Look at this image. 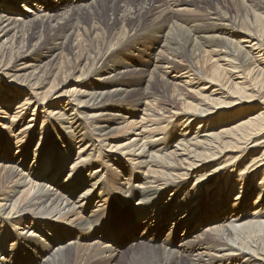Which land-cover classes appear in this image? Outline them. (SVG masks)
<instances>
[{"label":"bare ground","instance_id":"obj_1","mask_svg":"<svg viewBox=\"0 0 264 264\" xmlns=\"http://www.w3.org/2000/svg\"><path fill=\"white\" fill-rule=\"evenodd\" d=\"M61 1L0 0V37L13 30L0 43V95L6 79L26 95L12 113L0 101L17 147L0 141V264H97L124 253L130 231L146 264H264V0L231 12L220 0H96L103 15L91 24L74 8L56 26ZM193 5L205 11L173 10ZM157 41L165 49L142 58ZM53 49L54 70L55 59L21 62ZM67 72L75 84L50 97ZM228 106L246 111L216 118ZM245 158L239 175L225 172ZM210 185L212 199H200ZM228 190H238L229 207ZM102 219L106 242L89 229Z\"/></svg>","mask_w":264,"mask_h":264},{"label":"rangeland","instance_id":"obj_2","mask_svg":"<svg viewBox=\"0 0 264 264\" xmlns=\"http://www.w3.org/2000/svg\"><path fill=\"white\" fill-rule=\"evenodd\" d=\"M128 0H122V1H119L118 2V4L120 5V6H123V5H125V4H127L128 2H127ZM52 3H55V2H53V1H51ZM113 2H115V1H113ZM21 1H18V5L21 7ZM231 3L233 4V6L236 8V9H239L240 8V2H239V0H220L219 1V3H218V5H216V7L217 8H219V9H221V10H226L227 9V11L228 12H231V11H229V8H228V6L229 5H231ZM56 5H57V3H55ZM226 4V5H225ZM215 6V5H214ZM74 8H80V10L78 11V13H79V15H81V16H89V18L91 19L90 21H88V23L89 24H91V22L94 20L93 18H98V17H100L101 15H103V13H102V11H101V9H100V7L98 6V4L96 3V0H62L61 1V3H59V7H55L54 9H52V11H51V15H53V19L55 18L56 19V21L54 22V24H56V26L57 25H59V24H61L63 21H64V18L69 14V12L72 10V9H74ZM180 8L179 7H175V8H173V10H175V11H179L180 12V15H184V16H187V15H189V14H191V13H203L204 11H205V9L204 8H202V7H198V6H190V10H179ZM109 11H111V10H108L107 12H105V14H104V17H105V21L108 23V22H111L112 21V17H113V12L111 11V12H109ZM82 12V13H81ZM66 15V16H65ZM42 31H44V27H42V28H40ZM12 35H13V30L12 31H10V32H8L6 35H3V36H1L0 37V43L2 42V41H6L7 43H8V45H9V41L12 39ZM76 43H77V41H76ZM243 44V43H242ZM247 48V47H246ZM165 49V47H163V43L162 42H160V41H157V42H155V43H153V44H150V46L149 47H147L146 49H145V52L142 54V58H144V59H146V58H149V57H151L152 55H154L155 53H157V52H159L160 50H164ZM58 50H55V49H53V50H51V51H49V52H43V55L41 56V58L40 59H38V58H35V55H29L28 57H25V60H23V61H21V62H27L28 61V63H31V64H46L45 62L47 61V60H50V59H55L53 62H52V64H51V68L54 70L55 69V67L59 64V58H60V56H58ZM141 58V59H142ZM211 66H212V64H209L208 65V68H211ZM153 66H150V68H152ZM181 70L180 69H178V70H176V71H174L173 73H179ZM76 73L74 72L73 74L71 73V72H67L66 74L64 73V74H61L60 76H59V78H58V83H59V85L56 87V89H54L53 91H52V93L50 94V97L51 96H54L55 94H57V93H59V92H62V91H65V90H68V89H70V87H72L74 84H75V80H76ZM162 75V78H165V77H167V75L166 74H161ZM163 81H164V79H161L160 80V87H162L163 86ZM179 81H177V83H178ZM182 83V82H181ZM180 85H182V84H180ZM49 85H46L45 87H44V89L45 88H47ZM3 87H4V89H3V93L0 95V101L2 100L5 104L7 103V100H9V101H12V104H11V106L8 108V107H5V108H8V112H10V113H12L14 110H15V105L20 101V100H22L23 98H24V96H26L25 94H24V88H23V90L22 91H17V90H15L14 88H15V84H13V82L11 83V81H9V79H6L4 82H3ZM188 88L187 89H189L190 90V92H193V89L191 88V87H196V85H193V86H187ZM7 88H8V90H7ZM179 88L184 92V93H186L187 94V96H188V98H189V94H192V93H189V92H187V90L185 89L186 88V86H179ZM196 89H199V88H196ZM193 93H195V92H193ZM49 97V98H50ZM54 98V97H53ZM51 100V99H50ZM5 106V105H4ZM240 105H237V107H239ZM132 107V106H131ZM144 107V104L142 103V104H140L137 108H135V107H132L131 109L132 110H135L136 111V117H138V119L139 118H141V116H146V115H143V113H142V108ZM236 107V108H237ZM235 107H230V106H228V107H224V108H222L220 111H223L222 112V114L221 115H218V116H216V118H220V117H222V116H225V117H236V116H238V115H240L243 111H246V110H244V109H234ZM33 109V106L29 109V112H28V115L26 116V120L25 121H23L21 124H19V126H17L16 127V131L17 130H19L21 127H23L25 124H27L26 123V121L27 120H29V118H30V116H33L34 114H32L33 113V111H31ZM254 109H256V110H258V107L257 106H255L254 107ZM253 109V110H254ZM34 113H36V111H34ZM38 113H40V115L38 116V121H37V125L33 128V134H32V136H31V141H32V143H31V147L32 148H34L35 147V144H36V140L35 139H37L38 138V130L40 129L39 127H41V123H42V120H43V122L46 120V119H44L43 118V116H42V113L41 112H38ZM30 114H32V115H30ZM37 114H35V116H36ZM122 121H123V119H122ZM117 122V121H116ZM150 122H146V124H149ZM196 126V125H195ZM195 126L194 127H192V132H194L195 131ZM6 132H8L9 133V131H7V129H6ZM192 134V133H191ZM190 134V135H191ZM4 138L5 139H7L8 138V136L4 133V129L2 128V129H0V141L1 140H4ZM7 141H9V143H10V148L9 149H11L12 151H16L17 150V147H16V143H15V141L14 140H11V139H7ZM107 150H109V149H107ZM262 150V148H260V151ZM74 157H76V155H74L73 156V158ZM249 160H250V158H245L244 160L243 159H241V163L240 164H238L235 168H234V170H233V172H232V167H230V169L229 170H226L225 172L226 173H234V175H239L238 174V169L240 168V166L242 167V165L243 164H245V163H247V162H249ZM71 162V161H70ZM70 162L68 163V164H70ZM72 164V163H71ZM70 164V165H71ZM215 164H217V163H214L213 165H215ZM70 165H68L67 166V168L65 169V171H64V173L62 174V178H64L65 177V174L67 173V172H69L70 171ZM127 163L126 162H124V166H126L127 167ZM3 175H1L0 177H2ZM195 181V179H194V177H191L189 180H188V182H186V183H184V185L186 186V184H192L193 182ZM259 181V180H258ZM85 187V185H83L81 188H84ZM213 188H212V185H210L209 186V188L207 189L208 190V192L206 191V192H203V193H201V197H200V199H202V198H204V199H212L211 198V190H212ZM225 189H223V191H224ZM80 193V189H78L77 190V192L74 194V197H77L78 196V194ZM227 193L229 194V197H228V199H227V201H226V206L227 207H229L230 205H231V202L233 201V198L235 197V195L238 193V190H233V191H227ZM246 198V202L250 199V196H247L246 194H245V197L243 196V199H245ZM254 199V198H253ZM223 203V201L222 202H218V203H214L215 205H220V204H222ZM207 204L208 203H203L202 205H206L207 206ZM211 205L209 204V207H210ZM122 211H124V217L125 218H127L126 217V215L127 214H131V211L127 208V206L125 205V204H122V207L120 206L119 207ZM132 215V214H131ZM119 217V216H118ZM117 216H116V218H115V215H114V210L112 211V213H111V216H110V220L111 221H109V223L111 224V223H113L114 224V226H115V228L117 229V230H120L121 229V227L123 226V223H122V221L121 220H119V218H118ZM145 218H146V215H140L139 216V218H138V222H141V221H143V220H145ZM163 218V217H162ZM162 218H160V219H162ZM127 220H129V219H127ZM105 225H106V221L104 220V219H102V220H100L98 223H97V225L96 226H94V225H92V226H90L89 227V229L92 231H94V233H95V235L97 234V230H100L101 231V233L97 236L98 238L100 237V236H102L103 238H99L101 241H105L104 239V237L105 236H107L111 231H108V230H105V231H102L103 229H104V227H105ZM163 225V223H161V226ZM155 232H157V230H154ZM103 233H105L104 235H103ZM108 233V234H107ZM80 234H82V236L79 238L80 239V241L82 240H85L84 238L86 237V234H85V232H80ZM113 235L115 236V234L113 233ZM130 235H131V238H129L128 240H126V242L128 243L122 250L124 251V253H122V252H120L117 256H115L114 258H110V259H108V258H106L104 261H102V262H99V263H97V264H146V260H144V252H143V250L142 249H138L135 253H133V250H131V247H130V243L132 242V240L131 239H133L134 240V237H133V233L130 231ZM122 236V235H121ZM121 236H119V237H115L116 238V240L113 242V244L115 243L116 244V242L117 243H119L118 242V239H120L121 241H123L122 240V237ZM170 236H172L174 239H176V237L173 235V234H171ZM82 237H83V239H82ZM127 237H128V235H127ZM169 239V238H168ZM125 240V239H124ZM136 241V240H135ZM106 242V241H105ZM126 242H125V244H126ZM177 242L178 241H176V243L175 244H177ZM109 243H112V242H109ZM174 244V245H175ZM134 255H135V258H134Z\"/></svg>","mask_w":264,"mask_h":264}]
</instances>
